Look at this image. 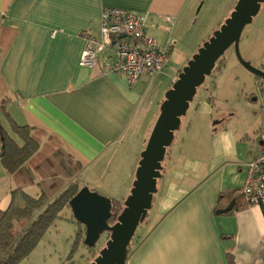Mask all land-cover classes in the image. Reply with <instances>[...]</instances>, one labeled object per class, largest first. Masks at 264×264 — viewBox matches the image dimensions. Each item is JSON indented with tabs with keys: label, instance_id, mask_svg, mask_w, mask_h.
Segmentation results:
<instances>
[{
	"label": "crops",
	"instance_id": "1",
	"mask_svg": "<svg viewBox=\"0 0 264 264\" xmlns=\"http://www.w3.org/2000/svg\"><path fill=\"white\" fill-rule=\"evenodd\" d=\"M207 1L205 9L203 0H0V127L9 131V116L55 138L82 167L75 178L83 177L91 191L98 185L108 199L116 198L114 185L125 177L117 197L123 201L164 94L182 70L180 48L192 39L191 52L197 53L219 28H210L219 0ZM105 7L145 16L146 33L167 50L160 74L130 86L122 75L101 73V60L92 69L79 66L84 36L98 37ZM249 33L246 42L257 50L248 51V60L264 73V43L257 44L264 40V25ZM196 99L162 163L147 231L125 264H227L228 255L234 264H264V209L247 204L241 194L259 150L257 98L243 99L238 111L215 113L214 100ZM37 183L23 192L35 187L27 195L37 198ZM15 189L0 160V211ZM230 202V213H217ZM16 205L23 203L17 199Z\"/></svg>",
	"mask_w": 264,
	"mask_h": 264
},
{
	"label": "water",
	"instance_id": "2",
	"mask_svg": "<svg viewBox=\"0 0 264 264\" xmlns=\"http://www.w3.org/2000/svg\"><path fill=\"white\" fill-rule=\"evenodd\" d=\"M264 0H238L223 24L197 50L178 74L159 108L144 150L135 170V178L123 209L116 222L109 225L111 202L109 199L82 187L69 201L73 219L83 226V243L93 248L102 234L108 235L104 247L90 264H125L128 246L139 224L151 209L156 182L161 177L166 150L171 146L174 133L179 130L181 118L186 114L199 87L209 76L225 51L233 47L239 63L255 77L264 73L241 59L238 43L242 31L259 12ZM233 203L217 213L230 211Z\"/></svg>",
	"mask_w": 264,
	"mask_h": 264
},
{
	"label": "trees",
	"instance_id": "3",
	"mask_svg": "<svg viewBox=\"0 0 264 264\" xmlns=\"http://www.w3.org/2000/svg\"><path fill=\"white\" fill-rule=\"evenodd\" d=\"M223 62L221 57L213 71H218ZM7 118L9 131L0 127V160L7 174L12 176L16 189L11 192L8 208L0 211V264H18L29 255L52 224L64 219L65 210H70L69 201L79 191L73 179L81 172L82 167L70 158L67 161L61 159L58 162L56 158L60 156L57 152L48 156L47 153L51 150L47 149L48 144H44L37 137L39 131L19 126L9 116ZM168 152L167 149L165 159L168 157ZM34 181L38 182L40 189V195L37 198L23 192L24 188L33 186ZM17 199L23 203L22 206L16 205ZM110 202L111 217L108 224L113 225L123 209L124 201L110 200ZM231 210L219 214H228ZM147 217L148 213L139 226L146 224ZM81 235L83 239V226L78 236L81 237ZM135 246V243L130 242L127 257ZM227 264H234L229 255Z\"/></svg>",
	"mask_w": 264,
	"mask_h": 264
},
{
	"label": "rangeland",
	"instance_id": "4",
	"mask_svg": "<svg viewBox=\"0 0 264 264\" xmlns=\"http://www.w3.org/2000/svg\"><path fill=\"white\" fill-rule=\"evenodd\" d=\"M205 1L204 8H207V0ZM238 1V0H237ZM236 1V2H237ZM233 3V0H219L216 3L215 12L212 11L211 14V20L210 22V28L214 27H220L223 22L229 17L231 12L229 13L228 17L224 19L222 24L219 26V21H221V17L226 12L229 6ZM236 4V3H235ZM234 8V7H233ZM204 9V10H205ZM202 13L199 14V20H202ZM220 19V20H219ZM214 20V22H213ZM198 23V22H197ZM196 23V24H197ZM207 25V22L206 24ZM259 25H264V2L261 4L259 12L257 15L253 18L252 22L247 25L240 36L239 43H238V53L242 60L245 62H248L251 66L252 63L250 60H248L249 52H252L256 48L255 45L252 46L250 41H247L248 37H251L250 30L257 28ZM199 29H201V23H198ZM198 27H195L192 32L193 35L197 36L198 33ZM216 31V30H214ZM213 31V32H214ZM192 39H188V45L181 47L179 55L177 58H181L183 60V66L181 69H183L188 61L191 60L194 54L191 52V48L193 46L191 42ZM262 42V45L264 43L263 38H261L258 41V45H260ZM252 50V51H251ZM223 65L220 67L218 71H213L209 76H207L202 84L201 87L198 88L196 95L194 98H197L196 100H201L200 98H208L207 101L211 102L209 98L214 100V104L211 103V109L213 112H219L223 111V109L226 110H233L238 111V107L244 103V100L248 101L251 98H257V103L255 104V109H257V113L260 111L258 110V107L260 106L261 102V96L256 89L255 86V76L252 75L250 72H248L238 61L236 52L233 47L228 48L225 53L222 56ZM185 65V66H184ZM166 94V93H165ZM164 94V96H165ZM244 99V100H243ZM191 113V112H190ZM192 114V113H191ZM1 121V118H0ZM147 124V122H144ZM144 125V124H143ZM37 137L41 139V141L44 142V144H48L47 149L51 150L48 152V156L52 155V153H56L60 156V158H56L58 162L61 159L68 160L73 159L71 158L70 154L67 152V150L53 137L49 136L47 133H43L42 131H39ZM47 142V143H46ZM137 147V145H136ZM169 150V148H168ZM43 154H45V151H43ZM140 155V154H139ZM140 157V156H139ZM123 179H120V185L117 186L114 185L113 194L116 198H112L109 200L122 202V200H117V197L121 194V189H123L122 183L125 182V177H122ZM73 180H76L77 182H74V184H78V187L80 185L82 187L88 188L90 191V184L86 183V181L83 179V177L79 178L78 180L74 178ZM36 188H39L37 186ZM35 189L31 188L28 189V191L31 193ZM81 189V188H79ZM102 189L97 185L96 192L97 194L107 198L102 194ZM27 192V194H30ZM31 195V194H30ZM108 199V198H107ZM125 200V199H124ZM123 200V201H124ZM80 229H82V226H80L72 217V214L70 210H65V217L64 219L57 220L54 224H52L46 232L41 236L35 247L32 249V251L29 253V255L21 260L18 264H90L95 260V257L98 256L100 250L104 247L107 234H102V236L99 238L96 245L89 249L87 248L81 237L78 236ZM18 231H20L19 228H17ZM147 227L144 225L139 226L134 234L133 239L131 242L137 244L138 241L143 237L144 233H146Z\"/></svg>",
	"mask_w": 264,
	"mask_h": 264
},
{
	"label": "built area",
	"instance_id": "5",
	"mask_svg": "<svg viewBox=\"0 0 264 264\" xmlns=\"http://www.w3.org/2000/svg\"><path fill=\"white\" fill-rule=\"evenodd\" d=\"M166 21L170 22L169 19ZM145 28L146 18L143 15L102 8L98 37L84 36L85 46L79 66L92 69L101 60V73L122 75L130 86L142 76L160 74L167 60V50L159 47ZM255 86L261 96L259 150L247 166L241 194L247 204L264 209V77H255Z\"/></svg>",
	"mask_w": 264,
	"mask_h": 264
}]
</instances>
